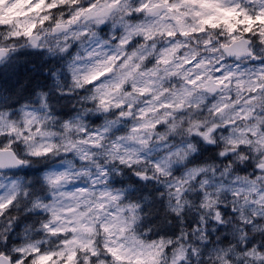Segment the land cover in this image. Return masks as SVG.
<instances>
[{
  "label": "clouds",
  "instance_id": "1",
  "mask_svg": "<svg viewBox=\"0 0 264 264\" xmlns=\"http://www.w3.org/2000/svg\"><path fill=\"white\" fill-rule=\"evenodd\" d=\"M0 264H264V0H0Z\"/></svg>",
  "mask_w": 264,
  "mask_h": 264
}]
</instances>
